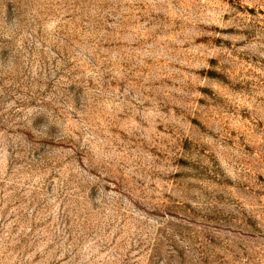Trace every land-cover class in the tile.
Masks as SVG:
<instances>
[{
	"label": "rangeland",
	"instance_id": "374dc122",
	"mask_svg": "<svg viewBox=\"0 0 264 264\" xmlns=\"http://www.w3.org/2000/svg\"><path fill=\"white\" fill-rule=\"evenodd\" d=\"M0 264H264V0H0Z\"/></svg>",
	"mask_w": 264,
	"mask_h": 264
}]
</instances>
